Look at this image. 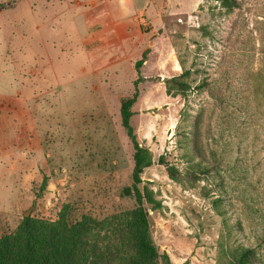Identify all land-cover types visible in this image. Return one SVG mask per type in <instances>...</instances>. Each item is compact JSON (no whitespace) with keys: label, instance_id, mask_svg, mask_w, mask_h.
Wrapping results in <instances>:
<instances>
[{"label":"rangeland","instance_id":"374dc122","mask_svg":"<svg viewBox=\"0 0 264 264\" xmlns=\"http://www.w3.org/2000/svg\"><path fill=\"white\" fill-rule=\"evenodd\" d=\"M237 1L0 0V239L32 209L92 222L93 264H238L247 248L264 264V0ZM186 70L191 91L168 95ZM138 78L141 203L122 195L135 148L120 114Z\"/></svg>","mask_w":264,"mask_h":264},{"label":"trees","instance_id":"16d2710c","mask_svg":"<svg viewBox=\"0 0 264 264\" xmlns=\"http://www.w3.org/2000/svg\"><path fill=\"white\" fill-rule=\"evenodd\" d=\"M220 2L221 7L228 12L240 7L237 0H220ZM147 58L148 54L145 52L142 60L136 63L138 71ZM189 77L190 71L186 70L177 76L165 79L167 94L187 95L192 89L188 82ZM142 80H146V78H138L135 81L133 97L122 101L120 109L122 125L135 148L134 183L131 188H125L122 195L125 197L134 196L138 203H141L142 199L138 187L142 183L141 175L145 169L154 165L150 151L139 144L131 125L132 109L140 95L139 83ZM154 80L150 79V81ZM159 164L166 166L170 175L175 176L174 168L169 166L162 157L159 159ZM146 215L141 212L144 223L147 221ZM62 219V222L50 224L35 221L30 216L24 217L12 234L0 239V264H93L92 260H97L102 255L98 244L90 242L91 237L88 235L93 223L89 220L73 223L67 215ZM134 239V245L139 254L144 255L146 259L159 257L156 247L145 231L138 230ZM117 252L120 253L119 250ZM253 255L254 249L243 250L239 256L238 264H250Z\"/></svg>","mask_w":264,"mask_h":264},{"label":"crops","instance_id":"0c3cea01","mask_svg":"<svg viewBox=\"0 0 264 264\" xmlns=\"http://www.w3.org/2000/svg\"><path fill=\"white\" fill-rule=\"evenodd\" d=\"M40 27V26H39ZM41 28H42V25H41ZM127 56V55H126ZM100 60V59H99ZM98 60V62H97V65L99 64V63H103L104 61L103 60H100L99 61ZM111 64H114V63H116V62H110ZM94 72H98V70L96 69ZM32 123H34L33 121H32ZM33 136H36V134H38V129L36 128V127H34V129H33ZM24 150V149H23Z\"/></svg>","mask_w":264,"mask_h":264},{"label":"water","instance_id":"95a60500","mask_svg":"<svg viewBox=\"0 0 264 264\" xmlns=\"http://www.w3.org/2000/svg\"><path fill=\"white\" fill-rule=\"evenodd\" d=\"M160 32H161V30H160ZM31 212H32V209H30V210H28L26 213H25V217H29L30 216V214H31Z\"/></svg>","mask_w":264,"mask_h":264}]
</instances>
